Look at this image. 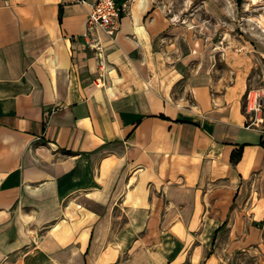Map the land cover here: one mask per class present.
Masks as SVG:
<instances>
[{"label":"crops","instance_id":"0c3cea01","mask_svg":"<svg viewBox=\"0 0 264 264\" xmlns=\"http://www.w3.org/2000/svg\"><path fill=\"white\" fill-rule=\"evenodd\" d=\"M116 1L0 0V264H264V52Z\"/></svg>","mask_w":264,"mask_h":264},{"label":"rangeland","instance_id":"374dc122","mask_svg":"<svg viewBox=\"0 0 264 264\" xmlns=\"http://www.w3.org/2000/svg\"><path fill=\"white\" fill-rule=\"evenodd\" d=\"M158 3L176 22L199 30L207 40L222 47L231 45L240 49L251 45L259 53L264 52V0H158ZM257 82L246 95L250 108L255 106L257 91L264 93V77L257 76ZM250 93L251 99L248 98ZM257 102H262V109L263 94Z\"/></svg>","mask_w":264,"mask_h":264},{"label":"built area","instance_id":"2783aa9c","mask_svg":"<svg viewBox=\"0 0 264 264\" xmlns=\"http://www.w3.org/2000/svg\"><path fill=\"white\" fill-rule=\"evenodd\" d=\"M125 7L126 4H118L116 0H94L88 11L87 30L84 36H89L92 29H101L110 37H114L119 30L121 14ZM262 94L264 95L260 90L257 91L255 106L253 107L255 110L260 108L257 99ZM248 98L251 99V93Z\"/></svg>","mask_w":264,"mask_h":264}]
</instances>
